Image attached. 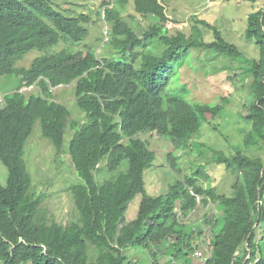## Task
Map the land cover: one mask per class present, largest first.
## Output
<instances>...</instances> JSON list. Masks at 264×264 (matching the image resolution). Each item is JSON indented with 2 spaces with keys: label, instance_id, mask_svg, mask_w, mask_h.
Instances as JSON below:
<instances>
[{
  "label": "trees",
  "instance_id": "1",
  "mask_svg": "<svg viewBox=\"0 0 264 264\" xmlns=\"http://www.w3.org/2000/svg\"><path fill=\"white\" fill-rule=\"evenodd\" d=\"M126 2L117 0L106 12L110 30L103 41L105 53L98 57L86 40L85 24L92 22L86 12L74 14L52 0H0V66L13 83L0 90V162L6 168L5 185L0 183V264H132L125 253L132 247L146 249L148 264H161L162 248L175 263L191 264L188 254L193 248L185 240L195 227L182 222L175 209L186 217L198 198L199 204L212 202L222 210L203 220L211 232L203 264H264L261 240H256L257 228L264 224V159L238 148L230 155L214 149L218 162L238 176L229 194L204 186L200 179L205 166L183 159L196 149L201 152L203 144L194 135L205 121L222 113L226 97L221 104L202 103L189 98L187 84H169L191 51L208 49L240 59V75L248 78L253 101L243 107L241 117L249 129L237 145L262 149L264 6L247 17L245 37L259 51L258 59H251L201 18L197 23L211 28V40L204 39L197 25L189 35L170 34L160 0H134L138 15L159 19L137 33L122 17ZM58 43L61 47L52 54L28 55ZM77 44L84 55L74 60ZM31 85L38 90H19ZM59 85H72L75 103L84 113L82 124L70 120L68 107L53 99L51 87ZM36 121L57 154L63 151L67 124L74 129L67 153L77 180L68 190L78 216L65 225L47 220L23 160ZM152 132L171 143L173 150L165 153V160L178 176L161 195L148 194L143 177L156 155L140 135ZM188 168L191 172L185 173ZM137 194L142 197L137 214L125 221Z\"/></svg>",
  "mask_w": 264,
  "mask_h": 264
},
{
  "label": "rangeland",
  "instance_id": "2",
  "mask_svg": "<svg viewBox=\"0 0 264 264\" xmlns=\"http://www.w3.org/2000/svg\"><path fill=\"white\" fill-rule=\"evenodd\" d=\"M52 1L67 7V10H72L74 14L86 12L90 15L92 22H89L88 25L85 24L89 29L86 40L94 45L93 50L97 56L102 57L106 50V44H103V22L101 19L94 17L101 0ZM160 2L165 7V14L168 15L165 29L170 34L182 31L189 35L191 27L197 25L204 39L211 40V28L202 23H197V20L201 18L215 25L228 42L237 46L243 57L258 59L259 51L254 42L245 37V30L248 14L254 8L263 7L264 0H257L254 4L244 0H160ZM133 3L134 0H127L122 11V17L137 33H141L150 24L159 22L157 16L148 14L145 18L138 15L135 12ZM60 47L58 43L46 51L32 50L28 55L35 56L36 53H39L38 55L52 54ZM74 49L76 50L74 60H78L84 55V49L80 44H77ZM240 62V59L231 60L230 57L224 54L208 49L191 51L185 64L174 71L175 73L172 74L169 83L170 86H176L180 82L187 84L190 89L189 98L202 103L221 104L223 102L222 97H226L222 113L205 121L200 132L194 135V139L203 144L201 152L199 153V149H196L191 156L187 155L183 159L203 164L205 166V177H201V183L204 186L211 184L215 186L217 192L225 194L231 192L232 182L238 174L232 170H227L223 163L218 162L220 158L212 150H222L226 155H230L232 150L238 148L248 156L256 155L264 159V143H261L262 149L257 150L252 149L254 147L247 150L244 145H237L242 140L244 132L249 129L248 123L241 117V114L245 113L243 107L253 101L250 82L244 74L240 75ZM12 84L0 66V90L11 87ZM71 86L59 85L53 88V99L65 104L70 111L69 119L79 125L85 121L84 113L75 103ZM23 87L21 89L26 90L27 93L38 90L35 85L31 88L29 86ZM0 94L2 93L0 92ZM73 132L74 129L68 123L64 133L63 151L57 154L54 146L41 135L39 121H36L24 145L23 160H25L26 167L31 175L32 189L40 194V205L43 213L48 221L54 220L63 225L75 221L78 216L73 198L68 190V186L77 180L67 153V147ZM140 137L148 141L149 147L156 155L152 167L146 169L143 173L146 192L150 195L164 194L170 185L174 183L175 178L178 177L165 160V153L173 150V147L169 141L159 137L155 132L142 134ZM250 149L252 150L250 151ZM184 172L190 173L191 169H185ZM98 178H101V176ZM5 182L6 168L0 162V183L5 185ZM141 198V195L137 194L130 201L124 214L125 221L135 218ZM197 202V207L190 211L186 217H181L179 210L175 209L182 222L195 227L194 233L185 240V243L193 248L190 249L188 254L191 264H203L210 251L207 237L211 232L210 228L203 223V220L219 216L222 212V210L216 209L212 202H209L206 206L199 204V198ZM256 240H261L260 247L262 254H264V224L258 226ZM242 248L243 246L239 250L241 251ZM164 249L162 248L158 252V260L161 264H179V262L175 263L171 258H167V253L163 252ZM125 253L132 264H148L150 262L149 255L144 248L132 247L127 249Z\"/></svg>",
  "mask_w": 264,
  "mask_h": 264
},
{
  "label": "built area",
  "instance_id": "3",
  "mask_svg": "<svg viewBox=\"0 0 264 264\" xmlns=\"http://www.w3.org/2000/svg\"><path fill=\"white\" fill-rule=\"evenodd\" d=\"M115 5V0H106L99 8L100 19L103 22L102 33L105 40L108 39L109 25L106 21V12L112 9Z\"/></svg>",
  "mask_w": 264,
  "mask_h": 264
},
{
  "label": "clouds",
  "instance_id": "4",
  "mask_svg": "<svg viewBox=\"0 0 264 264\" xmlns=\"http://www.w3.org/2000/svg\"><path fill=\"white\" fill-rule=\"evenodd\" d=\"M105 1H106V0H105ZM105 1H104V2H105ZM104 2H103V3H104ZM103 3H102V4H103ZM116 3H117V0H115V5H114V7L116 6ZM102 4H101V5H102ZM101 5L98 7V11H99V8L101 7ZM114 7H113V8H114ZM113 8H112V9H113ZM110 10H111V9H110ZM99 16H100V14H99ZM99 16H98V17H99ZM99 20H100V17H99ZM106 21H107V20H106ZM107 23H108V22H107ZM108 25H109V23H108ZM109 29H110V25H109ZM25 87H26V86H25ZM29 87L31 88V87H33V85H31V86H29ZM22 88H24V87H22ZM51 89L53 90V87H51ZM19 90H20V91H26V90H23V89H19ZM0 101H1V99H0Z\"/></svg>",
  "mask_w": 264,
  "mask_h": 264
},
{
  "label": "water",
  "instance_id": "5",
  "mask_svg": "<svg viewBox=\"0 0 264 264\" xmlns=\"http://www.w3.org/2000/svg\"><path fill=\"white\" fill-rule=\"evenodd\" d=\"M263 172V171H262Z\"/></svg>",
  "mask_w": 264,
  "mask_h": 264
}]
</instances>
